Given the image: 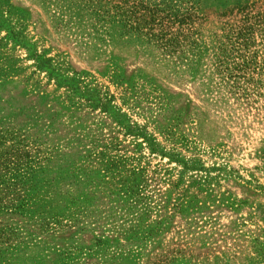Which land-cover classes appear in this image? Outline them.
I'll use <instances>...</instances> for the list:
<instances>
[{"label":"rangeland","instance_id":"rangeland-1","mask_svg":"<svg viewBox=\"0 0 264 264\" xmlns=\"http://www.w3.org/2000/svg\"><path fill=\"white\" fill-rule=\"evenodd\" d=\"M221 1L0 0V264H264V0Z\"/></svg>","mask_w":264,"mask_h":264},{"label":"trees","instance_id":"trees-1","mask_svg":"<svg viewBox=\"0 0 264 264\" xmlns=\"http://www.w3.org/2000/svg\"><path fill=\"white\" fill-rule=\"evenodd\" d=\"M250 1L251 0H247V1H245V0L244 1H241V0H236V1H234V0H222L220 5H221L222 9H226L230 5H235L236 7H238V9H237L238 12H243V10H241L240 7H242V4H243L242 9L246 8L247 6H249L247 3Z\"/></svg>","mask_w":264,"mask_h":264}]
</instances>
